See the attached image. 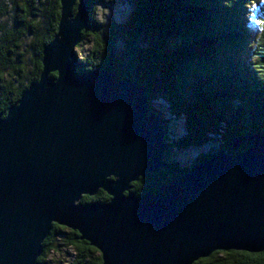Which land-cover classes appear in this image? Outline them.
I'll use <instances>...</instances> for the list:
<instances>
[{
  "label": "water",
  "instance_id": "1",
  "mask_svg": "<svg viewBox=\"0 0 264 264\" xmlns=\"http://www.w3.org/2000/svg\"><path fill=\"white\" fill-rule=\"evenodd\" d=\"M59 2L38 81L0 114V264H36L53 224L76 232L102 264L263 252L264 131L231 138L226 150L175 170L169 184L134 195L132 183L168 168L165 122L145 85L78 72L89 1ZM99 191L106 203L80 202Z\"/></svg>",
  "mask_w": 264,
  "mask_h": 264
},
{
  "label": "trees",
  "instance_id": "2",
  "mask_svg": "<svg viewBox=\"0 0 264 264\" xmlns=\"http://www.w3.org/2000/svg\"><path fill=\"white\" fill-rule=\"evenodd\" d=\"M88 1L90 24L76 46L88 51L78 57V71L104 70L145 85L148 105L163 102L169 115L183 123L185 133L171 148H199L219 136L221 152L231 138L264 131V0H123L127 16L119 21L110 13L102 22L94 8L101 3ZM59 17V0H0V72L17 82L0 77V114L38 80L42 51L54 37ZM23 39L29 43L28 60L18 58ZM177 169L168 162V168L132 183L130 192H154L175 179ZM108 200L100 191L80 202ZM61 250L75 252L72 264H102L96 249L55 224L36 264H46L50 253ZM194 264H264V251L214 252Z\"/></svg>",
  "mask_w": 264,
  "mask_h": 264
},
{
  "label": "rangeland",
  "instance_id": "3",
  "mask_svg": "<svg viewBox=\"0 0 264 264\" xmlns=\"http://www.w3.org/2000/svg\"><path fill=\"white\" fill-rule=\"evenodd\" d=\"M98 2L99 4L100 3L101 4L94 8H95V11L97 10L96 17L99 22H102L103 18H106V17L109 18L110 13H111V16L113 15L112 17L116 18L117 16V18H120V19L116 18L119 21H122L121 19L127 16V7L124 4L123 0H98ZM28 48H29L28 40L26 39L21 40L18 46V51H17L19 54L18 58L20 57L23 60H28V58L30 57V52ZM79 50L80 49H77V48L74 49V53L77 59L78 57H82L86 54V52L88 51V47L85 46L81 52ZM18 58L12 57L11 62L18 64L16 60ZM0 75H1L0 76L1 78L5 77L9 79V82L13 84H17V82L14 81L12 77L11 78L8 77L9 73H6L3 71V72H0ZM26 75L27 73L25 74V76ZM26 82L27 81H23V84H26ZM149 105H150L149 107H151L158 114V116L162 117V119L165 122L164 135H165V142L167 144H171L172 142H174L175 140H177L178 138L184 135L185 129H184L183 123L180 120L173 119L169 115L166 104H164L161 101H153V102H149ZM221 141L222 139L219 136H213L209 140V142H207L205 145L199 148H191L188 150H178V149H173L169 147L168 151L165 153L166 154L165 160L166 162H173L177 164L179 168L189 169L190 167L194 165L195 160L197 159L199 160L209 155H214L220 152L219 150L222 147ZM74 257H75L74 251L61 250V251H56L55 253L54 252L50 253L45 262L46 264H72L74 261Z\"/></svg>",
  "mask_w": 264,
  "mask_h": 264
},
{
  "label": "bare ground",
  "instance_id": "4",
  "mask_svg": "<svg viewBox=\"0 0 264 264\" xmlns=\"http://www.w3.org/2000/svg\"><path fill=\"white\" fill-rule=\"evenodd\" d=\"M78 3L76 2V5H77ZM75 12H76V10H75V8L73 9ZM74 14V13H73Z\"/></svg>",
  "mask_w": 264,
  "mask_h": 264
},
{
  "label": "flooded vegetation",
  "instance_id": "5",
  "mask_svg": "<svg viewBox=\"0 0 264 264\" xmlns=\"http://www.w3.org/2000/svg\"><path fill=\"white\" fill-rule=\"evenodd\" d=\"M166 155V154H165ZM166 169V168H165ZM100 192V191H99ZM98 194V193H97Z\"/></svg>",
  "mask_w": 264,
  "mask_h": 264
}]
</instances>
